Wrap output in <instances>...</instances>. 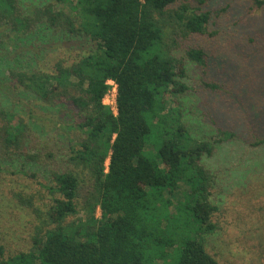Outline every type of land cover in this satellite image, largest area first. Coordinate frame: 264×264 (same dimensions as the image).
Wrapping results in <instances>:
<instances>
[{
    "label": "trees",
    "instance_id": "16d2710c",
    "mask_svg": "<svg viewBox=\"0 0 264 264\" xmlns=\"http://www.w3.org/2000/svg\"><path fill=\"white\" fill-rule=\"evenodd\" d=\"M182 1L0 0V171L53 167L41 182L49 203L14 193L36 220L33 248L6 258L0 247V264H220L206 240L217 230L215 145L189 130L184 62L168 50L205 65L182 40L202 36L210 14ZM72 39L93 49L46 66L53 41ZM110 81L117 114L104 103Z\"/></svg>",
    "mask_w": 264,
    "mask_h": 264
},
{
    "label": "rangeland",
    "instance_id": "374dc122",
    "mask_svg": "<svg viewBox=\"0 0 264 264\" xmlns=\"http://www.w3.org/2000/svg\"><path fill=\"white\" fill-rule=\"evenodd\" d=\"M183 3L210 14L202 36L182 40L186 48L204 51L205 65L190 60L184 48L168 42V50L184 62L185 75L180 81L188 90L180 103L189 130L195 138L215 145V153L206 164L216 178L211 200L218 207L213 219L217 230L207 236V247L220 264H264V145L259 144L264 140V89L252 90V79L263 67L260 61L264 58V6L259 7L255 0ZM65 9L72 13L69 7ZM180 42L181 39L177 43ZM52 49L42 60L46 66L59 59L72 60L92 50L93 43L86 39L53 41ZM258 83L263 87L261 81ZM112 93L105 99L107 105L112 102ZM33 110L40 114L39 109ZM58 119V112L51 111L46 118L47 129L54 127ZM54 137L51 130L43 139L51 141ZM46 167L53 170L51 165ZM3 168L0 247L7 258L30 251L36 232L31 210L19 207L14 193L32 194L36 205L42 207L50 198L41 187V182L48 179L47 169L40 171V167L28 166L25 172L37 176L32 178L16 172L19 167ZM175 199V203L183 200L182 191ZM83 216L82 213L73 218ZM97 216L101 217L100 210Z\"/></svg>",
    "mask_w": 264,
    "mask_h": 264
},
{
    "label": "built area",
    "instance_id": "2783aa9c",
    "mask_svg": "<svg viewBox=\"0 0 264 264\" xmlns=\"http://www.w3.org/2000/svg\"><path fill=\"white\" fill-rule=\"evenodd\" d=\"M111 87V90L109 91L108 95L110 94V92L112 91L113 93L111 94L112 97V102L109 103L108 105L105 103V99H104V103L109 106L115 114H117V105H116V98H117V86L113 81H110L108 83ZM108 95L106 96L108 98Z\"/></svg>",
    "mask_w": 264,
    "mask_h": 264
}]
</instances>
